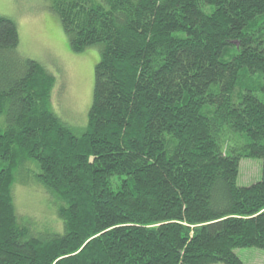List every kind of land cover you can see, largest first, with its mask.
I'll list each match as a JSON object with an SVG mask.
<instances>
[{
    "label": "trees",
    "instance_id": "16d2710c",
    "mask_svg": "<svg viewBox=\"0 0 264 264\" xmlns=\"http://www.w3.org/2000/svg\"><path fill=\"white\" fill-rule=\"evenodd\" d=\"M47 8L71 51L99 47L92 98L77 133L0 16V264H244L234 249L264 250V0ZM241 158L261 160L257 182L237 184ZM19 184L52 199L49 230L17 213Z\"/></svg>",
    "mask_w": 264,
    "mask_h": 264
},
{
    "label": "rangeland",
    "instance_id": "374dc122",
    "mask_svg": "<svg viewBox=\"0 0 264 264\" xmlns=\"http://www.w3.org/2000/svg\"><path fill=\"white\" fill-rule=\"evenodd\" d=\"M0 16L15 22L21 56L38 61L55 77L52 105L64 122L79 133L87 123L99 47L90 46L80 53L71 51L57 16L47 8V0H0ZM260 165L259 159L241 158L237 184L246 186L257 182ZM29 185L19 184L13 189L17 213L40 228L38 231L49 230L48 226H37V222H54L53 201L43 199L38 185ZM234 252L244 264H264L262 249L241 247Z\"/></svg>",
    "mask_w": 264,
    "mask_h": 264
}]
</instances>
